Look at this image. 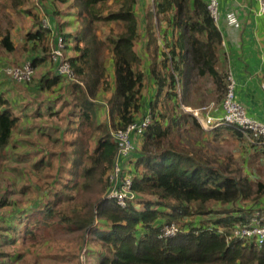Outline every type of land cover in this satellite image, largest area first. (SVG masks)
<instances>
[{
    "label": "trees",
    "instance_id": "trees-1",
    "mask_svg": "<svg viewBox=\"0 0 264 264\" xmlns=\"http://www.w3.org/2000/svg\"><path fill=\"white\" fill-rule=\"evenodd\" d=\"M35 1L43 16L59 4L75 16V32L62 33L75 79L56 71L49 53L51 31L25 8L29 0H10L12 8L34 20L22 45L31 44L29 58L23 61L29 59L34 72L26 82L5 79L9 88L0 92V172L19 120L15 108L27 105H12L9 99L19 96L6 92L24 89L33 98L41 90L53 94L59 89L64 94L48 98L44 114L46 134L60 144V151L43 145L33 165L50 166L55 157L56 175L39 195L37 206L12 212L17 222L12 235L3 236L2 245L22 239L18 247L22 244L30 251L43 244L42 232L49 235L52 228H61L65 245L49 256L66 264H264V242L259 246L225 240L232 226L247 222L256 210L264 216V181L258 168L251 167L250 177L231 156L220 161L211 159L203 147L195 149L191 144L195 137H188L191 126L202 133L203 128L181 108L189 92L202 95L198 106L220 102L224 95L228 73L218 56L222 34L209 14L208 0ZM37 48L40 51L33 54ZM15 50L7 27L0 31V66L12 65L6 55ZM46 60L51 63L49 73L37 76L36 66ZM206 82L212 85L207 91L211 98L203 101ZM108 92V114L100 121L95 99ZM56 104L59 108L53 111ZM63 107H68V120L57 137L52 135L60 128L54 117L60 118ZM145 116L150 117L149 125L141 134L132 133L136 149L121 161L120 177H131L136 196L120 207L114 198L103 197L116 150L109 129L124 128ZM222 128L242 140L255 159L264 158V145H249L234 126ZM216 130L215 135L220 134ZM64 131L70 134L66 139ZM26 188L22 186L21 192ZM7 200L4 197L0 205L6 202L16 209V203ZM215 204L222 208H213ZM171 223L181 230L172 237L161 236L162 227ZM69 245L84 246L83 261L79 248L73 251ZM1 250L0 264H14L23 256L17 248Z\"/></svg>",
    "mask_w": 264,
    "mask_h": 264
},
{
    "label": "crops",
    "instance_id": "crops-1",
    "mask_svg": "<svg viewBox=\"0 0 264 264\" xmlns=\"http://www.w3.org/2000/svg\"><path fill=\"white\" fill-rule=\"evenodd\" d=\"M149 1L151 2V0ZM45 2L46 4L48 3L47 1ZM218 2L221 17L218 21L217 27L222 34V49L218 54L219 59L223 64H225L227 73H231L235 80V96L236 99L245 107L246 114L253 119L264 122V13L261 14L258 12L259 5L257 0H218ZM58 6L59 7L57 9L52 7V10L48 11L44 16L41 12L38 14L39 20L45 21L49 26L51 31L49 34L50 39L57 32L61 34H72L77 29L76 22H73L75 16L70 13L69 7L68 9H62L64 6L61 4ZM57 10L61 12L59 15L57 12L56 15H54L53 13ZM228 11L235 12L239 26L235 27L229 24L227 18L225 17ZM32 22L33 21L31 20L30 26ZM28 47L30 49L31 44H29ZM39 51L40 49L37 48L33 54L38 53ZM1 67L2 66H0V68ZM50 69L51 63L49 60H46L45 62L36 66L35 72L37 76L41 77L44 73H49ZM5 79L7 78L0 76V92L3 90L6 91L7 88H9ZM34 84L36 85L37 82H34ZM18 86L22 87V85ZM209 88H212L210 82H206L202 86L201 90H203L205 95L203 96V101L211 98L207 95V91H210ZM54 91L55 92L52 94L41 90L39 92L38 98H33V96H31L29 93L24 92V89L17 92H6L8 96H19L18 100L9 99L12 105H14L16 102H18V106L19 102L27 104L25 106H19L18 109L15 108V113L18 114L17 116L19 117V120L15 129L12 131L11 139L7 146V151L10 155L6 164H10L12 167L21 166L22 169H24L23 165L25 164V160L22 161V159L18 158L19 155H24L21 151L23 147L20 145V142H23L22 140H24L30 144V139L34 137L37 129L42 126V124H44L45 116L43 115L46 111L45 105L48 101L47 99H50L51 97L53 99V96L55 95L62 93L64 94V91L59 89H54ZM195 94L197 93L189 92V95H192V99L190 100V96L188 95L189 97L187 98L186 102L181 103V108H183L184 111L189 112L188 110L190 108L212 104L213 106L211 107L209 114L212 116L221 115V100L220 102L217 100H211L202 104L201 106H198L199 97H194ZM108 96V93H105L96 97L95 101L97 103V118L99 113H101V115L108 114V106L106 105V98ZM184 106H186L185 109ZM228 138L229 135L226 137V139L228 140ZM17 143L19 144V148ZM39 150L41 149L39 148ZM13 156L15 159H12ZM25 158L26 157L24 155L23 159ZM36 158H38V156L34 158V163ZM253 159L255 158L252 154L250 155V160L253 161ZM28 206L30 209V205ZM7 214L8 212L6 211H0V244H2L3 236L12 235L11 227L17 222L16 219H12V212L8 215ZM21 241L22 239H18L15 245L7 246L10 248H17L18 243ZM5 247L6 245H0V249ZM16 262L17 261L13 263L16 264Z\"/></svg>",
    "mask_w": 264,
    "mask_h": 264
},
{
    "label": "rangeland",
    "instance_id": "rangeland-1",
    "mask_svg": "<svg viewBox=\"0 0 264 264\" xmlns=\"http://www.w3.org/2000/svg\"><path fill=\"white\" fill-rule=\"evenodd\" d=\"M5 1L7 0H1L0 3H4ZM25 8H29L30 11L33 12L34 14L35 13L37 15L40 14L39 7L38 8L36 7L35 0H29V5H26ZM17 9L18 7L16 6L15 8H12L9 1H7V4H5L4 8L0 6V31L4 30L7 27L11 28V31L13 33V39L16 44V50L11 54L6 55L7 60L12 61V65H17L19 61H23L25 58H29V55L31 53V51L28 50L29 47L27 45L25 46V48L24 46H22L24 39V32L30 27L31 19L29 18L28 14L17 12ZM62 9H68V7L64 6L62 7ZM32 21L34 20L32 19ZM109 94L110 92H108V95ZM189 96L188 97L191 100L192 95ZM197 96H201V95L198 94ZM60 101H62V98L59 99V102ZM58 106L59 105L56 104L53 108V111H56L57 108H59ZM185 108L186 106H184V109ZM191 109H195V108H190L188 111H191ZM67 111H68V107H63L60 112V118L58 117V114L54 117L55 121H58L57 124H59L58 126H60V128L57 129L58 131L56 133L54 131L52 135H56V136L60 135V129H62L63 123L66 120H68V118L67 119L65 118ZM98 119L100 121L104 120L105 116L99 113ZM46 122L47 119L45 116L44 124H42V126H40L37 129L34 137L30 139L31 142L30 144L25 142L24 140H22L23 142H20V145L23 147L21 151L26 157L25 159H22V161L25 160L24 161L25 164L23 165L24 169H22L21 166H15L14 168L10 164H6L3 169V172H0V203L2 202V199L4 197L8 199L7 201H10L11 203L13 202L16 203L15 205L16 209H12V205L6 202L2 203L0 205V211H6L9 214L11 212H16L17 208L26 207L28 205H30V207L37 206L38 201L36 200L39 198V195H42L43 189H47L50 187V183L52 182L54 176L56 175L57 164L59 160L58 159L56 160V158L53 157L50 166L45 164L40 168H35L33 166L34 158L40 155L41 150H39V148L41 149L43 145L44 146L46 145L49 150L53 149L56 152L60 151V144L59 143L54 144V142L50 138H48V135L46 134L49 132L46 126ZM200 125L203 128V133L191 126V133H190L191 135H188V137L189 136L195 137L193 142H191V144L194 145L193 147L195 149L196 147L197 148L203 147L202 149L207 153V155L211 159L216 158L219 159L220 161L223 159L226 160L228 156H231L232 161H234V163H236L238 166L241 165L246 169H248L250 177H253V173L251 170H254V168L251 169V167L256 166L258 168L256 169L257 175H259L261 177L260 179L264 181V158L253 159L254 162L251 161L250 160L251 151L249 150L248 146L245 145L242 140L236 139L226 129L222 128L223 127L222 124L217 125L216 120H214L209 124L205 123L202 125L200 123ZM216 129H220L218 131L220 134L215 135L213 131H217ZM63 135L65 136L63 137L64 139L70 136L68 131L67 132L64 131ZM228 135L229 138L227 140L226 137ZM196 141L197 143H194ZM17 146L19 148L18 143ZM12 159H15V157L13 156ZM22 186H27L24 192H21ZM105 192L103 193V197H105ZM213 208L220 209L222 208V206L215 204L213 205ZM227 208L230 207L227 206ZM42 233L43 234L40 236L43 237L44 242L39 246L37 243L36 244L37 247L35 246L36 247L35 249H31L30 251H27L22 244L19 247L17 246V252L22 251L23 256L20 260L16 262V264H66V263H62L60 260L54 259L49 256V254H51L57 248H60L61 246L65 245V241L62 237L64 236L65 233L64 230H62L61 228H54V229L52 228L49 235L46 232L45 233L42 232ZM25 243L29 244V241L25 240ZM69 246H70L69 249L70 250L72 249L73 251L76 249L78 251L79 248V252H78L79 260L83 261L81 254L85 249L84 246L81 248L80 246H77V248L74 247L73 245H69ZM93 246L95 247L96 245ZM9 248L10 247L6 245L4 249H9ZM0 251L2 250L0 249ZM83 263L84 262H81V264Z\"/></svg>",
    "mask_w": 264,
    "mask_h": 264
},
{
    "label": "built area",
    "instance_id": "built-area-1",
    "mask_svg": "<svg viewBox=\"0 0 264 264\" xmlns=\"http://www.w3.org/2000/svg\"><path fill=\"white\" fill-rule=\"evenodd\" d=\"M259 13H264V0H257ZM207 9L213 20L218 24L221 17L218 0H208ZM229 24L239 26L238 19L234 11H228L225 15ZM45 27L49 26L42 21ZM65 41L61 33H55L49 42V53L55 63L56 71L60 75H66L69 80H74V73L70 62L64 54ZM34 68L30 60L24 61L21 65L4 66L0 68V76L11 78L17 82L30 81ZM213 105H205L191 109L189 111L202 125L217 121V125L234 126L239 130L249 145H264V122L249 117L246 114L245 107L235 96V80L231 73H228L224 95L221 100L222 113L220 116H212L209 111ZM204 113V114H203ZM150 117L145 116L140 121L129 123L124 128H110L109 132L116 143L115 157L111 169L107 175L109 187L105 192V198H114L120 207H125L127 202L133 200L136 196L132 189V180L129 175L120 177L121 161L129 156L136 149V144L132 138V133L141 134L149 125ZM180 227L171 223L161 229V236L172 237L180 231ZM227 242L233 240H242L245 243H254L261 245L264 242V216L259 210H256L247 222L231 227L229 232L225 233Z\"/></svg>",
    "mask_w": 264,
    "mask_h": 264
}]
</instances>
